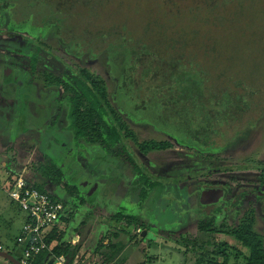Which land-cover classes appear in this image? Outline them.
I'll return each mask as SVG.
<instances>
[{"label":"rangeland","instance_id":"374dc122","mask_svg":"<svg viewBox=\"0 0 264 264\" xmlns=\"http://www.w3.org/2000/svg\"><path fill=\"white\" fill-rule=\"evenodd\" d=\"M48 8L54 14L62 13L64 21L59 23L62 31L58 35L54 31L47 36L40 34L39 22L47 17L41 10ZM10 13L14 18H0V63L28 73L31 57L35 54L40 73L46 67L54 76L65 80L71 76L70 71L76 72L79 68L96 72L106 82L119 125L126 126L128 150L144 166L150 183L163 184L162 189L158 186L148 191L143 207L138 210L136 203L141 186H133L138 173L133 176L118 155L122 143L107 148L82 138L74 140L66 117L55 124L37 118L38 96L35 94L28 101L26 98L30 99L32 94L25 91L19 100L17 91L23 88L16 90L14 84L20 78L23 82L27 74L21 70V75L11 76L6 70L0 73V79L4 78L0 80V241L9 246L14 256L20 258L14 245L24 213L4 192L8 190L6 179L11 169L17 176L22 174L31 185L44 181L46 192L70 207V227L82 232L85 245H90L80 252L85 255L83 261L91 260L89 251L107 215L105 211L117 212L120 206L127 213H140L144 223L150 225L134 233L132 248L125 252L126 264H195L201 255H205L202 264H207V261L219 259L211 253L212 245L203 244L207 240L211 243L224 241L243 250L240 243L229 236L197 232L195 221L206 216H214L216 220L226 216L235 220L251 213L255 230L264 236L263 201L256 197L255 191L242 196L237 206L226 208L231 206L239 191L264 192V182L262 186L259 184L261 179L264 181L263 172L254 168L264 164V115L254 123L248 122L223 148L210 153L199 154L196 149L174 143L171 149L142 155L131 138L138 142L170 138L151 125L156 110L150 106L151 98L139 99L138 84L128 88V82L124 81L120 92L115 94L116 76L109 65L121 63V56L112 54L110 45L118 46L123 32L125 37L134 36L138 43L144 40L147 45L162 48L179 42L187 56H196L200 63L204 60L214 80L216 72L231 73L233 79L244 78L246 87L252 80H258L257 84L264 90V0H16ZM111 27L115 30L110 35L100 36L105 28ZM8 30L26 39L5 34ZM76 43L78 47L74 46ZM139 61L132 72L135 83L140 82V74L146 67L155 69L157 58L145 54ZM24 85L28 90V83ZM53 91L58 95L62 87L55 89L52 85L41 92L49 97ZM24 104L32 111L26 119L22 111ZM38 107L41 110L45 105ZM158 127L170 134L183 133L162 121ZM41 129L45 132L43 137ZM27 145L28 150L19 151ZM45 159L51 160L62 173L59 182L55 168L49 169L51 175L46 178L43 171L40 172ZM130 180L133 183L130 184ZM198 185L224 187L228 190L225 202L207 207L201 214L195 209L192 211ZM213 208L219 212L216 214ZM142 231L146 232L144 236ZM179 233L194 239L197 247L187 246L179 239ZM0 264L10 263L0 257ZM90 264L97 262L91 260ZM228 264L243 262L230 256Z\"/></svg>","mask_w":264,"mask_h":264},{"label":"trees","instance_id":"16d2710c","mask_svg":"<svg viewBox=\"0 0 264 264\" xmlns=\"http://www.w3.org/2000/svg\"><path fill=\"white\" fill-rule=\"evenodd\" d=\"M15 1L11 4L10 0H0V18L2 16H7L10 19L14 18V15L10 11L13 9ZM222 1L228 2V0ZM216 7L219 9L217 2ZM41 11L47 17H44L39 22L41 23L39 24L40 34L47 36L53 33V31L57 35L60 34L62 24L59 23L64 21L62 13H56L61 15L58 16L52 13L49 8L47 11ZM113 30H115L113 27L109 30L105 28V32H101L100 36L106 37ZM5 34L26 39V37H21V35L10 30L6 31ZM132 39H134V36L125 37V34L122 32L120 44L118 46L110 45L113 49L112 54H118L119 58L121 56L120 64L109 63L117 81L115 89V92L116 90L117 92L115 94L117 95L120 92L124 81L128 82V88H132L133 84H138L139 99L151 98L150 106L156 110L154 118L150 121L151 125L153 127L156 126L157 130L167 134L171 139L138 142L136 138H131L134 140L138 152L142 155L171 149L174 143L184 148L196 149L199 154L210 153L213 150L223 148L234 139L233 137L240 130L246 127L248 122L254 123L264 115V90L257 84L258 80H252L251 85L246 87L244 78L233 79L231 73L220 74L217 72L216 79L214 80L211 76V70L207 69L209 66L206 63L204 64V60L200 63L196 56H187L188 54L183 50L181 43L177 42L172 46L162 48L160 46H153L152 44L147 45L146 42L144 43V40H140L138 43V41ZM77 44L74 46L78 47L79 45ZM145 54L157 58L155 69L146 67L147 69L140 74V82L135 83L132 72L135 66L139 64L141 55L145 56ZM6 70L9 75L15 76L16 74L21 75L22 69L12 66L8 67L4 63H0V73ZM22 73L27 74L24 81L22 82V78L19 81H14V84L17 85L16 90L20 87L23 88L17 91L19 92L17 97L19 100L23 98L25 91L32 94L30 99L29 97L26 98L28 101L33 99L35 94L38 96L37 101H40V103H35V105L37 104L35 110L37 118L40 115L39 105H45L44 109L48 110V114H51L52 110L58 107L53 123L55 124L62 117H66L69 121L68 128L74 134V140L82 138L91 142H98L107 146V148H112L118 142L122 143L118 155L123 158L121 159L123 164L127 166L133 176L135 173H138V180L135 183L131 182V180L129 181L130 184L133 183L134 187L136 184L141 186L138 194L139 199H137L136 203L138 210L143 207V201L148 195L149 190L158 186L162 189L163 184L159 181L150 183L144 166L128 150L127 140L129 136L126 126L119 125V117L111 105L106 82L96 72L87 68H79V71H70L71 76L68 78L64 75L66 77L64 80L63 77L54 76V73L47 70L46 67L43 69V73L38 72L37 57L34 54L30 60L28 73L23 70ZM3 79L1 78L0 80L2 81ZM5 81L2 83H5ZM35 82L37 84H34ZM24 83H28V90L27 85H24ZM52 85L55 86V89L61 86V93L57 95V91H53L51 92L53 94L49 95V97L48 95L47 97L44 96L41 91ZM35 91L36 93H34ZM132 96L136 97L135 95ZM52 99L53 101H51ZM117 100L119 99L117 98ZM28 108V105L24 104L22 111H24L25 119L32 114L31 109L29 111ZM157 120L165 122L177 129L178 132L181 131L183 133L170 134L164 132L158 129L159 122ZM45 160L44 167L41 166L39 168L40 172L43 171L42 175L46 178L51 175L49 169L55 168L58 174L56 181L59 182L62 173L58 167L53 165L51 160ZM255 167L262 170L264 175L263 163L257 164ZM233 168L245 169L242 167ZM14 176H16V172L14 169H11L6 179L8 190L12 186ZM35 187L42 192H46L44 181L43 183L35 184ZM195 188L199 191L200 186L198 185ZM50 196L53 201L59 202L53 195ZM237 203L238 200L236 199L235 202L230 204L231 206L226 208L234 207L238 205ZM155 205L156 203L153 204V207ZM214 206L216 205H212V207ZM205 208L207 207L198 201L197 196L194 206L191 208L192 211L196 210L201 214ZM166 209L168 210L169 207ZM62 210L57 219H59ZM214 211L219 212L217 209ZM62 219L67 220L65 218ZM142 219L140 213L136 215L134 213H127L122 206L119 207L116 213L110 211L105 216V220L99 228L100 231L98 230L96 233V238L92 242L93 244L91 243L93 247L89 251L90 259L97 262V264H126L128 257L125 255V252L132 248L131 242L134 239L132 230L139 231L142 228L145 229L150 226L146 222L144 223ZM147 222L150 223V220ZM110 223L114 225L111 227ZM84 224L85 222L82 221V225ZM117 225H119V228L116 227ZM194 225L197 232L229 236L238 241L243 248V250L234 248L224 241L214 243L208 240L204 241V245H212L211 253L214 254L215 258L219 257L218 260L212 259L207 261V264H228L230 256H233L236 260H242L243 264H264V236L255 230L254 217L251 213H246L241 218L235 220H230L226 216L221 217L219 220H216L214 216H206L204 219L196 220ZM67 236L68 231H58L56 227H53L44 237L46 249L36 255L32 260V264H47L51 257L60 256L64 257L67 264H71L77 259V255L82 250L86 251V248H82L84 246H82L81 241H78L75 245L67 244L64 241ZM178 236L187 246L192 244L193 248L197 247L196 241L190 239L187 235L185 236V233H179ZM86 245L90 246L88 243ZM14 246V251L20 255V258L14 256L11 252L9 253L20 260L22 246L16 241ZM199 247H202V245ZM84 256L83 254L77 259V264L83 263V260H85ZM204 258L205 255H201L195 264H202Z\"/></svg>","mask_w":264,"mask_h":264},{"label":"built area","instance_id":"2783aa9c","mask_svg":"<svg viewBox=\"0 0 264 264\" xmlns=\"http://www.w3.org/2000/svg\"><path fill=\"white\" fill-rule=\"evenodd\" d=\"M7 194L25 217L20 234L16 239V242L22 246L19 261L22 264H32L36 255L46 249L44 237L54 227L63 206L53 201L49 193L42 192L26 182L22 174L14 179ZM78 240V237L71 236L64 239L67 244L71 245L76 244ZM2 250L0 246V251ZM50 259L53 260V264H67L62 256Z\"/></svg>","mask_w":264,"mask_h":264},{"label":"crops","instance_id":"0c3cea01","mask_svg":"<svg viewBox=\"0 0 264 264\" xmlns=\"http://www.w3.org/2000/svg\"><path fill=\"white\" fill-rule=\"evenodd\" d=\"M15 70V69H14ZM39 106H41V107H43V105H39ZM38 110V109H37ZM57 110H58V108H56L55 110H52V113L51 114H48V110H45V109H43V108H41V110H40V115H39V117L41 118V119H46V120H50V121H54L55 120V118H56V115H57ZM37 114V113H36ZM41 134H42V137L44 136V130L43 129H41V132H40ZM26 137H27V135H26ZM25 148V149H24ZM28 148H29V146L27 145V146H24V147H21L20 148V150L19 151H21L22 153H24L25 152V150H28ZM23 149H24V151H23ZM27 152H29V151H27ZM18 172H21V171H18ZM17 177V174H16V176H14V179ZM35 184L36 183H34L33 185L35 186ZM44 188H45V183H44ZM8 190H5L4 189V192L7 194L8 192H7ZM8 195V194H7ZM51 195H53L52 193H51ZM8 198H9V196H8ZM9 200L11 201V202H13L10 198H9ZM60 203H62V205H63V210H62V212H61V215H60V217H59V219H57L58 220V222L57 223H55V227H56V230H58V231H68V236H71V237H78L79 238V240L78 241H81L82 242V246H84V247H82V248H86V250H87V248H89V246H86L85 245V242L86 241H84V239H83V233L81 232V234H80V231L76 228V227H70V216H69V213H70V207H68L64 202H62V201H59ZM81 203H83L82 201H81ZM118 211V210H117ZM106 212V214H108L110 211H105ZM114 213H116V212H114ZM106 216V215H105ZM62 218H65V219H67L66 221L65 220H63ZM24 217H23V221H22V223L24 222ZM104 220H105V218H104ZM106 222V221H105ZM109 223V222H108ZM111 224V223H110ZM110 224H108V226H110ZM81 225H82V222H81ZM114 224H111V227L113 226ZM82 226H84V225H82ZM117 228H119V225H117L116 226ZM65 228V229H64ZM18 232L20 233V228H19V230H18ZM135 232H137V231H133L132 230V233L134 234ZM18 233V234H19ZM79 234V235H78ZM75 245V244H74ZM0 246L3 248V250L2 251H6V252H8L9 253V246H7V244H5V243H3V242H1L0 241ZM83 251V250H82ZM81 256V254L79 253L78 255H77V259H79V257ZM77 259L76 260H74L71 264H77ZM91 263V260H88V261H83V263L82 264H90Z\"/></svg>","mask_w":264,"mask_h":264},{"label":"water","instance_id":"95a60500","mask_svg":"<svg viewBox=\"0 0 264 264\" xmlns=\"http://www.w3.org/2000/svg\"><path fill=\"white\" fill-rule=\"evenodd\" d=\"M207 196L213 198L211 200L208 199L206 200V198H209ZM223 196H224V190L222 189L205 188L201 191L200 201L203 204L216 203L218 200L222 199ZM145 233H146L145 231H142L141 235L144 236ZM0 257L8 261L10 264H22L17 258H15L12 254L6 251H0ZM47 264H53V260L49 259Z\"/></svg>","mask_w":264,"mask_h":264},{"label":"flooded vegetation","instance_id":"af4514ba","mask_svg":"<svg viewBox=\"0 0 264 264\" xmlns=\"http://www.w3.org/2000/svg\"><path fill=\"white\" fill-rule=\"evenodd\" d=\"M260 183V186H262L263 185V183L262 182H264L263 181V179H261V181H259ZM205 188H210V189H222V190H224V196L222 197V199H220V200H218L216 203H209V204H203L202 203V205H205L206 207H212V205H218V204H220V203H224L225 202V195H226V193H227V191H226V189L224 188V187H222V186H209V187H200L199 188V191H198V201L201 203V201H200V195H201V191L203 190V189H205ZM253 191H255V193H256V197L257 198H259V199H261L262 201H263V206H262V210L264 209V192H261V191H259V190H253V189H249V190H244V191H239V192H237V195H236V197H235V199H234V201L233 202H235V200L237 199L238 201H239V199L242 197V196H244L246 193H249V194H251ZM207 197H209V198H206V200L208 199V200H211L213 197H210V196H207ZM232 202V203H233ZM237 206V205H236ZM216 214H217V211H216Z\"/></svg>","mask_w":264,"mask_h":264}]
</instances>
